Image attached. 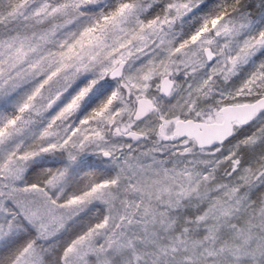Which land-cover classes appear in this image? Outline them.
<instances>
[{
	"label": "rangeland",
	"instance_id": "rangeland-1",
	"mask_svg": "<svg viewBox=\"0 0 264 264\" xmlns=\"http://www.w3.org/2000/svg\"><path fill=\"white\" fill-rule=\"evenodd\" d=\"M103 31L97 26L81 33L57 56V66L41 84L63 76L70 86L97 72L70 104L51 119L22 126L18 114L0 126V189L17 199L34 229L25 249L27 264H264V116L246 128L236 126L232 139L210 152L196 151L192 142L172 141L176 121L220 123L219 109L264 98V74L238 76L232 71L236 57L225 72L204 73L198 59L187 62L194 54L177 48L187 69L183 79H175L180 68L167 65L145 84L130 81L125 87L133 103L113 110L122 98L116 90L103 107L67 131L65 113L75 111L99 79L134 54L129 39L102 56ZM102 62L107 66L99 68ZM197 68L201 85L182 107L189 75ZM157 74H162L160 81L172 77L168 98L158 94L160 81L155 88L150 83ZM138 98L150 100L156 111L134 123ZM114 128L144 139L133 145L114 137ZM161 143L171 144L168 151ZM52 158L60 162L46 163L25 177L34 163ZM76 227L83 233L60 254L62 239Z\"/></svg>",
	"mask_w": 264,
	"mask_h": 264
},
{
	"label": "snow or ice",
	"instance_id": "snow-or-ice-1",
	"mask_svg": "<svg viewBox=\"0 0 264 264\" xmlns=\"http://www.w3.org/2000/svg\"><path fill=\"white\" fill-rule=\"evenodd\" d=\"M97 26H103L106 51L131 39L129 49L134 54L127 58L120 77L99 79L75 111L65 113L67 131L103 107L116 90L122 98L113 110L133 103L125 85L139 84L157 66L180 68L175 79H183L187 69L182 67L184 57L173 55L177 48L194 54L204 73L225 72L224 66L236 57L232 71L238 76L264 74V0H0V126L18 114L23 116L22 126L38 118L51 119L73 101L97 72L80 76L70 86L63 76L41 84L57 66V56L81 33ZM197 33H202L200 40L189 45ZM205 49L212 53L211 59ZM105 66L107 62L98 67ZM161 76H153V88ZM59 162L52 158L34 163L25 177L46 163ZM33 238L34 229L17 199L6 188L0 189V264H27L25 249Z\"/></svg>",
	"mask_w": 264,
	"mask_h": 264
},
{
	"label": "water",
	"instance_id": "water-1",
	"mask_svg": "<svg viewBox=\"0 0 264 264\" xmlns=\"http://www.w3.org/2000/svg\"><path fill=\"white\" fill-rule=\"evenodd\" d=\"M205 52L208 55V59H211L212 53L208 52L207 49H205ZM123 67V64L119 65L113 71L111 77H120ZM172 90L173 82L169 77H164L158 87L159 96L168 98ZM155 110L156 107L150 100L139 98L136 101L131 119L134 123L140 122L154 113ZM261 113H264V98L259 99L253 104L223 107L218 111L221 117V123L219 124L195 122L192 120H179L175 122L172 129V139L177 141H192L197 150H210L231 139L233 124L246 127L259 117ZM112 134L114 137L122 138L134 145L144 139L143 135L133 132L121 134L117 128L113 130Z\"/></svg>",
	"mask_w": 264,
	"mask_h": 264
},
{
	"label": "bare ground",
	"instance_id": "bare-ground-1",
	"mask_svg": "<svg viewBox=\"0 0 264 264\" xmlns=\"http://www.w3.org/2000/svg\"><path fill=\"white\" fill-rule=\"evenodd\" d=\"M102 56H106V55H109V51H106V50H103L101 53H100ZM177 54L176 52H173V55ZM195 59L191 58V59H187V62L189 63H192L194 62ZM168 64H164V65H160V66H157L155 69L153 70H150L149 72H147L145 75H143L141 77V80H140V83L141 84H145L146 82L149 81V77L155 73L156 71H159L161 69H164ZM200 70L197 68L195 71L191 72L190 75H189V94L187 97H185V99H183V102H181V106L182 107H186L187 106V103L188 101H192L194 100V98L196 97V94L198 92V88L200 87L201 85V82H202V78L200 76Z\"/></svg>",
	"mask_w": 264,
	"mask_h": 264
},
{
	"label": "trees",
	"instance_id": "trees-1",
	"mask_svg": "<svg viewBox=\"0 0 264 264\" xmlns=\"http://www.w3.org/2000/svg\"><path fill=\"white\" fill-rule=\"evenodd\" d=\"M170 145H171V144H166V143H161V144H160V146H161V147H164V149H165L166 151H168ZM165 150H164V151H165ZM164 151H163V152H164ZM39 169H41V168H39ZM39 169H38L33 175L28 176V177H29V178H30V177H33L36 173H38ZM232 169H233V167H232ZM232 169H231V171H232ZM43 172H44V171H43ZM46 179H47V176L43 178L42 182L45 181ZM81 223H82V224H85V221L82 220ZM84 226H85V225H84ZM82 233H83V232H79V227H76V228L73 230V232L69 233L67 237L63 238V239H62V244H61L62 246L60 247V254H62V252H63L64 249L69 245V243L72 242V241L75 239V236L77 237L78 235H80V234H82ZM33 240H34V238L32 239V241H33ZM32 241H30V242H32ZM30 242H29V243H30Z\"/></svg>",
	"mask_w": 264,
	"mask_h": 264
}]
</instances>
